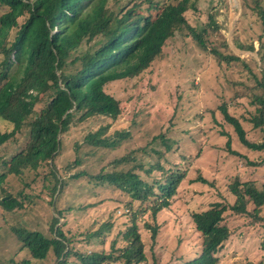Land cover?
I'll use <instances>...</instances> for the list:
<instances>
[{
  "label": "rangeland",
  "instance_id": "374dc122",
  "mask_svg": "<svg viewBox=\"0 0 264 264\" xmlns=\"http://www.w3.org/2000/svg\"><path fill=\"white\" fill-rule=\"evenodd\" d=\"M121 2L124 5L127 0ZM256 3L264 6V0H200L198 10L202 14L190 12L188 19L192 24L201 25L210 9H217L216 20L223 29L210 32V46L221 52L239 54L244 64L261 79L264 32L253 11ZM4 13L0 8V17ZM235 34L242 42L253 44L255 50L239 51L233 43ZM185 35L184 31L177 32L168 41L163 57L139 77L106 86V93L120 103L121 115L117 120L94 117L80 123L75 118L68 132L60 135L62 147L55 160L42 165L38 171L25 170L20 177L8 175L0 183V192L5 191L4 195L9 194L23 203V209L12 212L0 206V264L29 260L27 251L21 249L12 234L14 228L40 231L52 237L54 184L50 182L52 176L44 181L51 168L59 172V178L66 184L57 202V207L64 212L59 226L65 224L62 230L73 240L75 250L112 252L114 259L109 264H123L116 258L127 245L124 234L134 221L145 245L146 261L140 264H185L200 254L202 246L193 214L209 209L214 203L233 206L235 197L230 185L234 181H251L262 188L264 153L244 147L219 111L226 105L250 141H264V135L250 123L256 111L252 104L254 95L261 93L254 77L242 63L219 65L213 55L201 50ZM224 39L231 46L228 51L222 48ZM104 126L109 127V135L124 134L123 141L108 149L88 146L85 137ZM12 130V125L0 124V132ZM229 139L232 150L243 157L228 153ZM28 140L29 128L25 127L0 147V175L7 172L5 163L24 150ZM123 158L124 162L117 163ZM76 160L80 162L77 166ZM133 169L147 181L162 177V170L180 171L185 175L170 207L155 219L149 206L133 203L131 208L130 197L119 189L90 179L100 173H127ZM83 172L87 175L70 178ZM198 178L207 183L197 182ZM253 209L249 204L248 214L237 215L230 208L225 212L224 225L231 237L217 254L219 264H264V251L260 249L264 239V208L260 221L253 219ZM148 224L159 227L155 242ZM104 225H111L112 229L100 231ZM97 232H101L97 239H87L90 233ZM69 262L73 264V259ZM33 264H57V259L50 253L46 262Z\"/></svg>",
  "mask_w": 264,
  "mask_h": 264
},
{
  "label": "trees",
  "instance_id": "16d2710c",
  "mask_svg": "<svg viewBox=\"0 0 264 264\" xmlns=\"http://www.w3.org/2000/svg\"><path fill=\"white\" fill-rule=\"evenodd\" d=\"M199 3L200 0H127L124 5L121 0H0V8L5 12L0 17V124L5 122L13 126L11 132H0V147L25 127L29 128L26 147L5 163L8 170L0 175V183L8 175L20 177L25 170L35 172L55 160L62 147L60 135L68 132L75 118L80 123L94 117L117 120L121 115L120 103L106 93V86L142 75L163 57L168 41L182 31L201 50L213 55L219 65L242 63L254 77L261 93L254 95L252 104L256 111L250 123L253 129L264 135V72L259 79L239 54L221 52L210 46V32L218 33L223 26L216 20L217 9H210L201 25L192 24L188 14L195 12L201 15ZM253 11L264 32V6L256 3ZM233 43L242 52L255 50L253 44L242 42L237 34ZM221 45L227 51L231 48L226 39ZM219 111L234 128L244 147L264 153V141H250L242 124L229 114L226 105ZM108 132L109 127L104 126L90 132L84 142L94 148L108 149L123 141L124 134L109 135ZM226 147L230 155L243 157L232 150L230 139ZM124 161L125 158L117 163ZM79 164L76 160L75 165ZM162 171L164 175L152 181L142 178L135 169L127 173H100L90 176V179L99 185L107 184L119 189L130 197L131 208L133 203L149 206L148 210L155 219L158 213L170 207L185 179L180 171ZM58 174L51 168L44 178L46 181L52 176L50 182L54 184V214L50 223L52 237L26 228L12 230L29 258L20 264L46 262L50 253L56 257L57 264H69V259H73V264L111 263L114 259L112 252L75 250L73 240L62 230L65 224L59 226L64 212L57 207V202L66 184ZM81 175L87 174L83 172L70 178L78 179L83 177ZM196 181L207 183L202 178ZM230 192L235 197L233 206L214 203L209 209L193 214L202 246L200 254L185 264H219L217 254L231 237L229 228L224 225V214L228 208L237 215H243L249 213L248 206L252 204L251 215L260 221L264 208V185L259 189L251 181H234ZM3 193L5 191L0 192V206L10 212L23 209L22 202ZM6 197L9 200H3ZM147 227L155 242L159 227L149 224ZM111 229V225H104L100 231ZM100 233H90L87 239H97ZM124 239L127 245L120 250L122 253L116 260L123 264L145 262V245L135 221L124 234ZM260 249L264 251V239Z\"/></svg>",
  "mask_w": 264,
  "mask_h": 264
},
{
  "label": "water",
  "instance_id": "95a60500",
  "mask_svg": "<svg viewBox=\"0 0 264 264\" xmlns=\"http://www.w3.org/2000/svg\"><path fill=\"white\" fill-rule=\"evenodd\" d=\"M3 200H6V198H4Z\"/></svg>",
  "mask_w": 264,
  "mask_h": 264
}]
</instances>
